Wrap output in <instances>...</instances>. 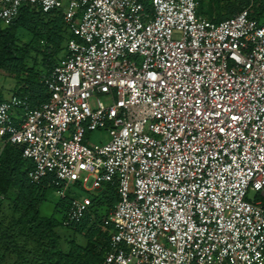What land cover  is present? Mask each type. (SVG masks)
Segmentation results:
<instances>
[{"label": "built area", "instance_id": "obj_1", "mask_svg": "<svg viewBox=\"0 0 264 264\" xmlns=\"http://www.w3.org/2000/svg\"><path fill=\"white\" fill-rule=\"evenodd\" d=\"M0 0L63 9L73 37L43 79L49 99H0V141L23 148L40 183L115 184L106 264H264V19L219 22L197 0ZM263 2L264 0H258ZM107 128L104 144L85 143ZM255 191L253 199L249 191ZM88 196L70 200L81 221Z\"/></svg>", "mask_w": 264, "mask_h": 264}, {"label": "trees", "instance_id": "obj_2", "mask_svg": "<svg viewBox=\"0 0 264 264\" xmlns=\"http://www.w3.org/2000/svg\"><path fill=\"white\" fill-rule=\"evenodd\" d=\"M143 1L150 9L149 0ZM197 1V14L215 22L252 3V0ZM252 7L250 16L262 21L264 3L257 0ZM24 32L32 34L29 41L21 36ZM72 37L63 9L46 12L40 6L25 4L12 23L0 21V74L4 72L17 79L14 95L27 96L32 107L47 101L50 94L43 79L62 59L60 53L65 49L67 53ZM33 167L32 159L24 157L21 145L0 141V264H105L113 225L105 226L104 220L119 201L117 186L105 182L96 191L88 192L92 204L84 218L65 224L70 200L77 195L68 192L60 196L54 213L42 215L40 208L47 191L57 186L53 173L40 183H32L28 172ZM102 208L106 213L100 215L98 210ZM58 213L62 216L58 217ZM59 226L73 229L85 242L80 243L74 237L68 241V249L63 250L56 230Z\"/></svg>", "mask_w": 264, "mask_h": 264}, {"label": "rangeland", "instance_id": "obj_3", "mask_svg": "<svg viewBox=\"0 0 264 264\" xmlns=\"http://www.w3.org/2000/svg\"><path fill=\"white\" fill-rule=\"evenodd\" d=\"M69 0H66V2L68 3ZM226 1H223V4H225ZM149 3L151 5V1L149 0ZM209 19V18H208ZM23 38H25L26 41H29L32 38V34L31 33H27L24 32L23 35H21ZM38 42V41H37ZM66 53V49L65 51L61 52L59 55V58H63L65 57ZM17 84V79L14 78V76L9 75V74H4V72H2L0 74V86H3L4 89V97L1 98V100H7L11 97V95L9 94V90L11 89L12 92H14V87ZM10 88V89H9ZM110 139L109 133H108V129L107 128H98L92 131H88L86 133L84 142L85 143H89V144H104L106 142H108ZM81 181L79 182V184H72L70 186V188L68 189V192L70 194H76L77 196L81 197L84 195H88V191L86 190V188H84L82 186ZM255 196V191L250 190L248 197L250 199H253ZM60 195L57 193V189L55 188H51L47 191L46 194V200L42 203L41 205V214L44 216H51L54 211H55V206L56 204L60 201ZM98 213L100 215H103L106 213V209L102 208L100 210H98ZM62 215H60L58 213V217H61ZM57 233L60 235V247L63 250H67L68 249V241L70 239H73L74 237L77 238V241H79L80 243H84L85 242V238L80 235L79 233H77L76 231H74L71 228H67L65 226H59L57 229ZM29 258L31 259V257L29 256ZM29 259V260H30Z\"/></svg>", "mask_w": 264, "mask_h": 264}, {"label": "crops", "instance_id": "obj_4", "mask_svg": "<svg viewBox=\"0 0 264 264\" xmlns=\"http://www.w3.org/2000/svg\"><path fill=\"white\" fill-rule=\"evenodd\" d=\"M15 86H16V85H15ZM4 89H5V88H3V86H0V96H1V98L4 97V95H3V94H4ZM9 89H10V88H9ZM11 89H12V88H11ZM11 89L9 90V92H10L9 94L12 96V95H14V92H12ZM98 189H99V188H98ZM86 190H87L88 192H91V191H96L97 189H96V190H90V189L86 188ZM75 195H76V194H75ZM84 196H87V195H84ZM81 197H83V196H81ZM105 264H106V263H105Z\"/></svg>", "mask_w": 264, "mask_h": 264}]
</instances>
